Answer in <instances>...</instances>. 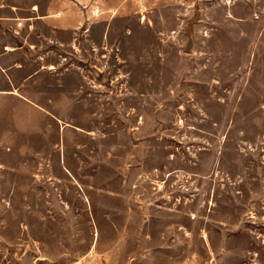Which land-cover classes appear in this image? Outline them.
Instances as JSON below:
<instances>
[{"label": "rangeland", "instance_id": "rangeland-1", "mask_svg": "<svg viewBox=\"0 0 264 264\" xmlns=\"http://www.w3.org/2000/svg\"><path fill=\"white\" fill-rule=\"evenodd\" d=\"M54 1L0 95V264H264V0Z\"/></svg>", "mask_w": 264, "mask_h": 264}, {"label": "crops", "instance_id": "crops-1", "mask_svg": "<svg viewBox=\"0 0 264 264\" xmlns=\"http://www.w3.org/2000/svg\"><path fill=\"white\" fill-rule=\"evenodd\" d=\"M45 21H51L58 30L60 24L75 22L63 12V7L55 6L54 0L47 5L43 0H0V95L3 98L10 96L7 93L12 87L11 73L17 57L26 55L23 50L28 40L27 27L37 28ZM35 37L38 38L37 31ZM30 45L34 48V44Z\"/></svg>", "mask_w": 264, "mask_h": 264}]
</instances>
